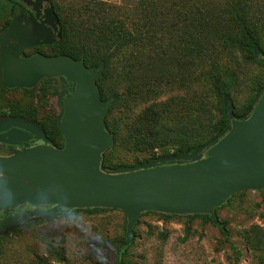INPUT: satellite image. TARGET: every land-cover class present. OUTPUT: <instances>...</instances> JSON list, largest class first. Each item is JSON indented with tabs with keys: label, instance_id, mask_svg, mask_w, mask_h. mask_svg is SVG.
<instances>
[{
	"label": "water",
	"instance_id": "obj_1",
	"mask_svg": "<svg viewBox=\"0 0 264 264\" xmlns=\"http://www.w3.org/2000/svg\"><path fill=\"white\" fill-rule=\"evenodd\" d=\"M33 3L36 17L42 16L36 28L21 26L14 19L0 31V88L32 89L43 80L57 93V82L69 83L57 119L63 145L53 147L38 124L24 119L0 122V143L23 146L8 157L0 156V211L5 214L0 234L59 210L110 209L125 217L127 246L144 213L200 215L217 224L214 210L230 197L264 190V90L250 115L242 119L233 117L231 101L225 98L228 125L222 136L190 154L101 170L103 154L113 144L104 117L116 100L115 96L100 99L96 81L104 64L86 67L65 55L26 56L25 50L53 45L61 37L51 2ZM253 59L264 64V54L257 47ZM31 137L42 144L28 147ZM25 204L32 209L15 217L7 215Z\"/></svg>",
	"mask_w": 264,
	"mask_h": 264
},
{
	"label": "trees",
	"instance_id": "obj_2",
	"mask_svg": "<svg viewBox=\"0 0 264 264\" xmlns=\"http://www.w3.org/2000/svg\"><path fill=\"white\" fill-rule=\"evenodd\" d=\"M133 1L132 9H135V15L134 12L131 13L133 16L126 14L127 11H124L123 7L112 8L114 13L109 14L107 9H110V6L106 8L104 4L94 2L93 7L86 8L84 17L78 15L71 21L67 19L63 21L64 18L57 13L55 5L51 2L61 24V37L53 45L46 46L51 50L49 54H44L38 49L39 54L47 56L72 57L82 61L86 67L104 64L102 76L96 81L100 99L105 101L110 96L116 97V101L107 107L104 117L106 128L113 136V144L109 149L123 146L138 152H151L148 158L138 162L143 164L165 157L190 154L211 140L220 138L228 125L223 101L228 98L234 106L230 92L235 86L236 78L232 74L222 75L218 72L216 51L221 50L231 55L240 53L246 60H251L254 47L263 54L264 49L260 45L259 16L257 18L260 10L253 2L254 0H222L223 10L218 6L213 7L209 0L192 2L183 0V5L182 3L175 5L173 0ZM8 13L7 0H0L2 28L9 22ZM212 13L218 14L214 19L217 22L224 16L225 24L218 23L217 27L211 31L213 37L208 39L205 36L209 33L206 31V26L211 21ZM153 55L160 59L159 62L168 61L171 65L143 86L136 82L132 70L143 56ZM204 62L211 66V92L214 95V103L210 100L208 90L203 87L201 81L194 78L195 69L200 68ZM258 64L264 66L261 62ZM182 71H184L183 76H181ZM115 75L116 78H114ZM194 80L197 84L193 92L195 104L185 106V116L178 117L173 109L182 104L176 99L163 101L164 88L174 83L177 88L189 89L194 84ZM18 90L36 97L37 93L43 98L49 94L53 95L52 90L43 83L32 89L0 88V95ZM263 90L264 83L256 88L248 105L240 113L233 112L234 118L241 119L249 116ZM130 95L133 96L132 105L126 107L127 98ZM118 104L125 105L122 118L115 116ZM138 106L142 107L139 113L133 116L134 107ZM213 113L218 115L216 122ZM0 116L33 118L43 127L49 139L58 146L57 148L63 145L61 131L57 126L59 115H53L50 118L44 116L38 120L36 107L35 109L18 108L12 105L7 110L0 109ZM56 140H59V144ZM155 150L160 151V154L156 155ZM132 166L134 164L108 165L102 161L100 168L111 172L120 167ZM105 210L110 211V209L82 211L93 213ZM77 213L78 210L68 212L59 210L49 218L30 220L13 230H19L32 223L47 221L55 216L71 217ZM145 214L148 213L142 215ZM197 216L204 221L212 222L210 219ZM218 225L221 233L225 235L227 231L224 224ZM244 235L248 248L256 255V263L264 264V231L259 226L253 225L245 230ZM165 236L164 233L158 234L161 239ZM186 238L187 234L184 239ZM125 241L124 237L117 249L116 264H127Z\"/></svg>",
	"mask_w": 264,
	"mask_h": 264
},
{
	"label": "rangeland",
	"instance_id": "obj_3",
	"mask_svg": "<svg viewBox=\"0 0 264 264\" xmlns=\"http://www.w3.org/2000/svg\"><path fill=\"white\" fill-rule=\"evenodd\" d=\"M50 1L55 5L57 13L64 18L63 21L66 19L71 21L78 15L84 17L86 8L93 7L94 2L102 3L106 8L110 6L111 8L107 9L109 14L114 13L112 8L123 7L124 11L128 12L126 14L131 16L134 12L135 15V9H132L133 0ZM182 1L172 2L180 5ZM209 1L213 7L218 6L222 9V0ZM253 2L260 10L257 18L259 16L260 45L264 49V0ZM217 16L218 14L212 13L211 21L206 26L209 33L204 34L208 39L213 37L211 31L218 23L225 24L224 16L219 22L214 21ZM39 49L44 54L51 52L46 46ZM216 56L218 72L222 75L232 74L236 78L235 86L230 92L234 104L231 105L232 115L233 112L240 113L248 105L256 88L264 83V66L259 65V61L253 58L246 60L240 53L231 55L217 50ZM159 61L156 55L143 56L132 70L136 82L144 86L171 65V62ZM210 70L211 66L204 62L200 68L195 69L194 78L201 81L214 103ZM183 75L184 71L181 72V76ZM116 77L115 75L114 78ZM195 80L189 89L177 88L174 83L164 88L163 101L176 99L182 104L173 109L178 117L185 116V106L195 104L193 99V92L197 86ZM132 97L128 96L126 107L132 105ZM12 105L18 108L36 107L38 120L44 116L50 118L60 114V106L56 98L50 94L43 98L39 93L36 97L20 90L2 93L0 109L7 110ZM141 107H134L133 116L139 113ZM124 111L125 105L118 104L115 116L122 118ZM213 114L216 122L218 115ZM26 119L35 122L33 118ZM56 143L59 144V140H56ZM154 153L159 155L160 151L155 150ZM150 155L149 151L138 152L118 146L107 149L102 161L108 165H135ZM263 195L264 190H247L228 200L214 213L218 220L217 224L204 221L197 215L159 213L142 215L132 229L131 242L127 246L124 245L127 248L125 260L127 264H257L256 255L248 248L244 232L253 225L264 231ZM219 223L224 224L227 231L225 235L221 233ZM124 231L125 217L115 210L93 213L79 210L71 217L55 216L47 221L32 223L19 230L11 229L0 234V264H116L117 249L125 237ZM159 233H164L165 238H159ZM186 234L187 238L184 239Z\"/></svg>",
	"mask_w": 264,
	"mask_h": 264
},
{
	"label": "flooded vegetation",
	"instance_id": "obj_4",
	"mask_svg": "<svg viewBox=\"0 0 264 264\" xmlns=\"http://www.w3.org/2000/svg\"><path fill=\"white\" fill-rule=\"evenodd\" d=\"M28 1L29 0H7V3L9 5V13H8L9 22L2 29L6 28L11 23V21L14 20V19L21 26L29 24V25H31L32 28H36L37 27V24L39 23V21H40L42 16H40L38 18L36 17V12L34 11L35 3H33L34 0H30L31 1L30 3H28ZM58 20H59V18H58ZM58 29L61 30L60 21L58 23ZM42 46H44V45L33 47V48L29 49V50H25L24 54L26 56H30V55H33V54H38L39 53V49L38 48H40ZM41 83L45 84L44 81L41 80L37 84V86L39 84H41ZM53 84H54V82H53ZM45 85H47V84H45ZM47 86L52 90L53 96H54V98H56V101H57L58 105L61 108V104L60 103L63 100V98L67 97V95L69 94V90L71 88V85L69 83H59V82H57V84H56L57 93L53 92V89H52V87L50 85H47ZM59 95H61L60 98H59ZM7 119H21V118H12V117H4V116L2 117V116H0V122H3L4 120H7ZM24 120L29 122V123L37 124L36 122L30 121V120H27V119H24ZM40 127H41V130H43V127L42 126H40ZM43 132L45 133L44 130H43ZM45 136L47 137L49 143L53 147H55V148L58 147L49 139V137L47 136L46 133H45ZM41 144H42V142L40 140H35L34 137H31L28 140V147H33L35 145H41ZM22 148H23V146H20V147L14 146L12 148H9L8 146L3 145V144L0 143V156L1 157H8V156L11 155V151L12 150H21ZM40 208L47 209V208H50V207H40ZM30 209H32V207L29 206L28 204H25L20 209L18 207H16L14 209L9 210L7 215L15 217V216L20 215L23 211L30 210ZM4 217H5V214L2 211H0V219H2Z\"/></svg>",
	"mask_w": 264,
	"mask_h": 264
}]
</instances>
